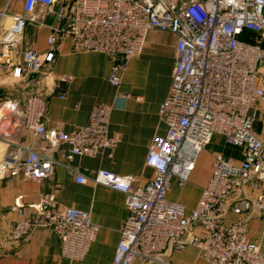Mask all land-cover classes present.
Listing matches in <instances>:
<instances>
[{
	"label": "built area",
	"instance_id": "1",
	"mask_svg": "<svg viewBox=\"0 0 264 264\" xmlns=\"http://www.w3.org/2000/svg\"><path fill=\"white\" fill-rule=\"evenodd\" d=\"M54 5L55 0H24L23 14L10 15L0 38L2 56L17 47L27 24L43 27L47 16L54 22L47 51L25 50L21 62L11 66L12 80L46 86L54 47L69 37L73 52L101 53L112 62L109 83L118 87L126 61L143 52L148 33L168 32L176 39L171 84L158 111L166 133L152 139L145 158L152 178L137 189L131 175L99 170L92 180L125 196L126 216L111 264H170L162 255L188 246L209 264H264V251L248 238L254 212L264 224V193L254 199L244 194L246 187L255 190L264 183V138L255 128L264 127V0H61L53 10ZM5 15L0 11V18ZM246 34L254 40H243ZM6 65L8 60L0 63V72ZM31 73L36 76L28 81ZM69 80L56 79L50 91L64 98L62 84ZM112 108L96 105L86 125L64 132L46 127L44 95L3 102L0 139L8 152L0 157V179L20 174L40 183L62 165L77 183H85L72 162L117 145L119 138L108 131ZM215 135L241 148L243 157L213 155L208 181L187 214L167 198L171 179L184 185ZM31 208L28 214L22 195L14 198L21 220L12 225L11 238L50 230L60 241V255L82 264L97 231L90 215L74 207L57 209L48 194ZM229 212L239 219L228 222Z\"/></svg>",
	"mask_w": 264,
	"mask_h": 264
},
{
	"label": "crops",
	"instance_id": "2",
	"mask_svg": "<svg viewBox=\"0 0 264 264\" xmlns=\"http://www.w3.org/2000/svg\"><path fill=\"white\" fill-rule=\"evenodd\" d=\"M61 0H55L56 10ZM24 0H0V11L6 15L0 18V38L9 25L10 15L23 14ZM53 17L47 16L45 25L37 27L27 24L17 47L7 56L1 55L4 66L21 62L25 50L39 55L48 49L47 37L51 30ZM243 40L252 41L246 34ZM176 39L168 32L151 31L146 38L143 52L126 61L118 87L109 83L112 62L101 53L73 52L69 37L59 41L54 47L55 59L44 80L46 86L35 87L34 93L44 95L47 100L46 127L68 132L75 126L86 125L91 110L96 105H109V135L119 138L112 151H105L95 157H75L72 165L86 177L79 184L66 173L62 165L55 167L51 176L35 183L23 179L20 174L0 179V264H72L60 255L61 244L50 230H33L19 240L10 236L12 225L21 220L13 209V200L22 195L26 212L31 214L44 195H50L55 208L74 207L90 215L97 231L82 264H111L119 241V232L126 216L125 196L119 191L96 185L92 180L99 170L114 175L134 177L132 188H142L152 178L153 172L145 165L148 146L156 136H164L166 126L160 121L159 107L166 98L172 79ZM10 74V73H9ZM63 76L70 77L62 84L64 98L51 90L52 83ZM29 81V80H28ZM21 82V81H20ZM27 97V96H26ZM23 99H14L23 103ZM256 132L264 138V127L256 124ZM217 139V140H216ZM216 140V141H215ZM64 151L67 147H63ZM8 152L7 145L0 139V157ZM221 153L226 158L242 159V149L225 145L224 139L215 135L210 144L199 154L194 168L184 185L171 179L167 198L184 206L190 213L196 206L203 187L211 172L212 158ZM59 161L63 158L57 157ZM264 193V183L253 190L245 188L246 197L254 199ZM231 204V203H230ZM231 206V205H229ZM239 219L231 212L227 221ZM248 238L264 251V224L257 212L248 223ZM162 258L170 264H209L203 260L193 246L179 251L167 250Z\"/></svg>",
	"mask_w": 264,
	"mask_h": 264
},
{
	"label": "rangeland",
	"instance_id": "3",
	"mask_svg": "<svg viewBox=\"0 0 264 264\" xmlns=\"http://www.w3.org/2000/svg\"><path fill=\"white\" fill-rule=\"evenodd\" d=\"M9 73L8 68H3L0 72V104L14 99H23L30 93L35 92V87L32 88L26 86L23 82L12 80Z\"/></svg>",
	"mask_w": 264,
	"mask_h": 264
},
{
	"label": "water",
	"instance_id": "4",
	"mask_svg": "<svg viewBox=\"0 0 264 264\" xmlns=\"http://www.w3.org/2000/svg\"><path fill=\"white\" fill-rule=\"evenodd\" d=\"M36 75H35V73H31L30 75H29V77H28V80H31L32 78H34Z\"/></svg>",
	"mask_w": 264,
	"mask_h": 264
},
{
	"label": "bare ground",
	"instance_id": "5",
	"mask_svg": "<svg viewBox=\"0 0 264 264\" xmlns=\"http://www.w3.org/2000/svg\"><path fill=\"white\" fill-rule=\"evenodd\" d=\"M6 107L9 108V105H6ZM3 108H4V107H3ZM4 109H6V108H4ZM1 111L3 112V111H5V110H1Z\"/></svg>",
	"mask_w": 264,
	"mask_h": 264
},
{
	"label": "trees",
	"instance_id": "6",
	"mask_svg": "<svg viewBox=\"0 0 264 264\" xmlns=\"http://www.w3.org/2000/svg\"><path fill=\"white\" fill-rule=\"evenodd\" d=\"M253 40H254V38H253ZM253 40H252V41H253Z\"/></svg>",
	"mask_w": 264,
	"mask_h": 264
}]
</instances>
